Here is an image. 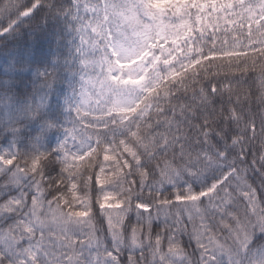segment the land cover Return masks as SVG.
Returning <instances> with one entry per match:
<instances>
[{
	"label": "snow or ice",
	"instance_id": "1",
	"mask_svg": "<svg viewBox=\"0 0 264 264\" xmlns=\"http://www.w3.org/2000/svg\"><path fill=\"white\" fill-rule=\"evenodd\" d=\"M80 22L84 24V20ZM244 84L257 88L264 105L261 67L234 73L219 84L211 83V90L165 92L163 98L146 99L136 111L119 118L115 114L94 119H89L91 114H82L85 93L81 89L71 127L56 149H37L27 155L0 154V175L6 177L0 195H7L13 187L19 192L0 203V264H264V248L253 243L264 235V207L259 206L264 204V155L256 169L258 196L257 188L245 177L256 166L255 154L249 165L246 148L257 133L249 135L256 114L251 108L244 109L237 94ZM97 124H103L105 130L97 132ZM259 124V135L264 137V114L259 115ZM94 136L97 145L104 144L114 153L122 151L119 158L111 157L114 176L106 187L113 192L84 182L81 191L87 213L72 210L73 200L63 195L45 201L35 177L22 183L29 171H37L38 160L48 157L51 162L55 157L62 165L58 179L71 184L74 196L76 184L71 181L76 177L64 166L69 164V154L75 160L81 152L95 151ZM14 159L18 162L8 167ZM20 160L25 162L24 169ZM28 161L32 163L30 169ZM100 172H104L103 167ZM106 179L98 175L96 182L103 184ZM33 187L37 194L29 206L24 189L31 192ZM55 191L60 192V188ZM101 197L104 201L120 199L123 207L105 208ZM93 199L98 205L95 211ZM238 202L243 203L242 208ZM185 214L191 231L185 225ZM161 215L160 230L154 233V222L160 221ZM185 233L190 241L195 239V260L181 245L179 236ZM125 249L129 252L126 262L120 259Z\"/></svg>",
	"mask_w": 264,
	"mask_h": 264
},
{
	"label": "trees",
	"instance_id": "2",
	"mask_svg": "<svg viewBox=\"0 0 264 264\" xmlns=\"http://www.w3.org/2000/svg\"><path fill=\"white\" fill-rule=\"evenodd\" d=\"M72 1L0 0V148L27 155L37 149L45 152L54 150L64 139L66 129L71 127L75 115L74 88L68 59L72 54L71 49H77L80 40L83 46L78 55L74 52L78 58L79 72L91 74L103 85L111 84L112 81L119 83V79H113L109 75L111 57H108L106 49L103 20L100 17L101 8H105L109 14L105 21L112 30L122 24L130 29L131 33H145L152 41L157 39V31L161 28L163 40L168 39L163 48L154 47L149 52V57L155 58V64L150 69L156 75L153 99L163 98L165 92L182 93L185 88L207 90L211 83L219 84L225 77L234 73L264 67V0H230L233 3L232 10L227 9L226 12H210L213 6L220 4V0H216L214 4L207 2L203 7L198 4L201 0H192L191 5L182 8L177 5L166 6L157 0H76L78 5H84L77 7V13ZM73 15L81 32L79 27L70 23ZM81 20H84L83 25ZM248 39L252 42V48L246 52H223L236 41ZM233 83L235 85V82ZM116 87L120 86H114L110 90L104 87L107 90L104 91L105 97L115 93ZM239 87L241 90L237 94L244 109L251 108L256 114V124L249 135H252L253 131L257 135L246 148L249 165L255 154L256 166L255 169L250 168L245 177L249 184L257 188L259 196L260 179L256 169L260 168L259 157L264 153V137L259 135V115L264 114V105L260 104V92L255 86L249 88L244 84ZM246 96L249 98L245 99ZM134 111L91 113L82 110V114H91L89 119L106 118L115 114L119 118L123 113ZM84 123L88 125L89 122L86 120ZM95 128L97 132L105 130L103 124H97ZM96 139L94 136L95 151L83 152L75 160L68 158L69 164L64 166L70 168L76 177L71 181L76 184L74 196L70 191L71 184L62 178L58 179L62 165L55 157L51 158V162L48 157L38 160L37 171H29L27 179L22 183L27 184L35 177L41 183L45 201L63 195L73 200L72 210L87 213L81 191L84 182L91 181L95 187H106V184L112 183L115 161L111 157L119 158L122 151L121 148L114 153L104 144L97 145ZM105 156L110 159L105 160ZM17 162L14 159L13 165L8 167H13ZM19 164L21 169L26 167L23 160H20ZM31 167L32 163L28 161L27 168ZM100 167L104 168L103 173L100 172ZM67 175L68 172L65 171L64 176ZM98 175L101 179L107 178L105 183L96 182ZM50 179L55 182L50 184ZM5 181L6 177L0 175V186H3ZM56 188H60V192L55 191ZM24 190L30 206L32 196L37 194L36 189L33 187L31 192L27 188ZM7 191V195H0V203L9 196L19 195L14 187ZM106 191L113 192L114 189L106 187ZM144 195L148 196V189L144 190ZM60 202L61 206L65 207L63 199ZM101 202L123 207L120 199L112 197L107 201L101 197ZM93 203L95 211L98 205L94 199ZM240 206L242 208L243 203H240ZM259 206L264 207V204ZM65 210H68L67 207ZM150 211L155 215L154 210ZM184 219L185 225L191 231L192 224L187 221L186 214ZM162 220L163 215L160 221L154 222V233L160 230ZM196 224L198 227L201 224L198 217ZM179 239L191 258L197 259L195 239L190 241L186 233L181 234ZM263 240L264 235H260L253 243L261 245ZM106 243L111 245L110 237L106 239ZM164 247L166 250V240ZM128 255L129 252L125 249L120 259L126 262ZM135 255L138 257L140 254L136 252Z\"/></svg>",
	"mask_w": 264,
	"mask_h": 264
},
{
	"label": "rangeland",
	"instance_id": "3",
	"mask_svg": "<svg viewBox=\"0 0 264 264\" xmlns=\"http://www.w3.org/2000/svg\"><path fill=\"white\" fill-rule=\"evenodd\" d=\"M166 6L177 5V7H184L185 5H191L192 0H157ZM198 2L200 0H193ZM216 0H201L198 3L201 7L206 6L207 2L214 4ZM75 12L77 13L78 3L76 0L72 1ZM212 7L210 12H216L221 10L226 12L232 10L233 3L230 0H220V4ZM218 7V8H217ZM197 8V7H196ZM200 8V7H199ZM24 15V14H23ZM199 16V14L197 15ZM100 17L103 20V30L106 38V49L108 52V57H111L109 65V75L113 79H119V83L112 81L111 84L103 85L101 82H98L94 79L91 74L85 72H79L77 65L78 58L74 55V52L79 53L80 49L83 46L82 41L80 40L77 43L78 48L71 49V55L69 56L68 63L70 65V73L72 85L74 88L73 104L75 105L78 101L79 94L81 89L84 90L85 95L81 98L82 103L84 104V111H90L91 113H101L111 112L118 110L121 112H128L131 110L138 109L142 102L146 99L152 98V93L154 91L156 77L153 71H150L152 66L155 64V58L149 57V52L154 47H164L168 39L163 40L162 30L158 29L157 39L150 41L145 33L137 31L131 33V30L124 25L112 30L109 28L105 19L109 18V14L106 12L105 8H101ZM76 18V17H75ZM74 15L70 19L72 25L79 27ZM80 24V22H79ZM79 27V31H80ZM148 30L146 29L145 32ZM81 32V31H80ZM142 35V36H141ZM77 40L74 42L76 43ZM252 42L248 39L246 41H236L232 47L226 48L223 52L225 54L229 53H238L246 52L252 48ZM158 58V57H157ZM116 87L115 93L110 97H105L104 87H107V90L110 88ZM129 89H125V88ZM106 90V92H107ZM114 90V89H113ZM134 106V107H133ZM66 132L64 134V137ZM71 145V142H70ZM74 151V149H73ZM10 153L9 149L0 148V154ZM83 152L79 153L80 156ZM264 155V153H263ZM70 159H72L69 154ZM105 208H112L117 206V204L104 203ZM260 248H264V240L262 241Z\"/></svg>",
	"mask_w": 264,
	"mask_h": 264
}]
</instances>
